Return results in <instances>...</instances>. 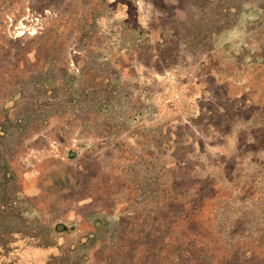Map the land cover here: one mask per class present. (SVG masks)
Instances as JSON below:
<instances>
[{"label": "rangeland", "instance_id": "1", "mask_svg": "<svg viewBox=\"0 0 264 264\" xmlns=\"http://www.w3.org/2000/svg\"><path fill=\"white\" fill-rule=\"evenodd\" d=\"M0 264H264V0H0Z\"/></svg>", "mask_w": 264, "mask_h": 264}]
</instances>
